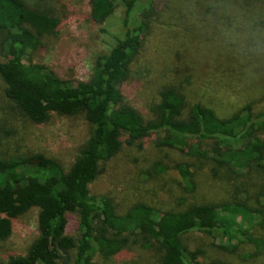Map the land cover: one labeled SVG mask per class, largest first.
I'll return each mask as SVG.
<instances>
[{
	"label": "trees",
	"instance_id": "16d2710c",
	"mask_svg": "<svg viewBox=\"0 0 264 264\" xmlns=\"http://www.w3.org/2000/svg\"><path fill=\"white\" fill-rule=\"evenodd\" d=\"M0 0V80L4 97L28 121L41 125L51 114L81 115L88 134L77 154L63 167L40 154L2 157L0 155V242L6 240L16 218L32 208L37 210V234L22 256H9L0 264H96L129 244L151 248L159 264H227L221 260L203 263L200 253L189 250L183 236L196 231L224 240L243 237L242 222L250 226L255 210L240 202L199 203L183 210L159 212L142 203L123 214L115 212L106 196L90 194L89 185L101 173L100 166L111 160L124 145L131 147L154 136L155 146L175 149L213 163L226 177L243 171L264 172V112L252 113L246 104L227 117L199 104L185 111V100L177 88L163 87L158 102L150 108L152 118L123 102L119 86L127 79L129 66L141 47L145 23L129 26L126 18L138 0H88L89 17L103 23L120 7L123 33L105 53L93 60L87 80L74 84L53 71L26 60L41 45L44 36L59 27L52 12L34 0ZM142 20L153 13L151 0ZM185 192L194 189L190 166H174ZM247 173V172H246ZM264 203V189L261 194ZM67 213L77 216L76 234L65 233ZM238 219V222L236 221ZM238 238V239H239ZM229 248V243L224 244Z\"/></svg>",
	"mask_w": 264,
	"mask_h": 264
},
{
	"label": "rangeland",
	"instance_id": "374dc122",
	"mask_svg": "<svg viewBox=\"0 0 264 264\" xmlns=\"http://www.w3.org/2000/svg\"><path fill=\"white\" fill-rule=\"evenodd\" d=\"M35 5L34 0H23ZM153 13L142 20L146 7L138 0L126 18L132 26L145 23L138 55L129 66L127 79L119 86L123 102L152 118L163 87L172 86L183 95L185 111L192 105L206 106L219 117H227L242 106L252 113L264 112V0H151ZM58 19L54 35L44 36L41 45L26 60L53 71L74 84L89 77L96 55L105 53L114 37L123 33V11L95 23L89 17L88 0H43ZM0 53V62L4 61ZM0 80V155L4 158L40 154L68 167L88 134L81 115L51 114L35 125L4 97ZM258 136L264 141V131ZM154 136L131 147L122 146L89 185L90 194L106 196L115 212L123 214L136 203L159 212L183 210L199 203L240 202L255 210L251 225L242 222L243 237L230 241L190 231L182 242L209 263L264 264V172L245 170L230 175L213 163L175 149L156 147ZM187 164L193 172L194 189L185 192L174 166ZM247 172V173H246ZM37 210L16 218L9 237L0 242V261L22 256L36 237ZM65 233L76 234L77 216L67 213ZM238 222V219H236ZM239 238V239H238ZM229 243V248L224 244ZM96 264H159L157 254L140 244H129L108 259L95 256Z\"/></svg>",
	"mask_w": 264,
	"mask_h": 264
}]
</instances>
